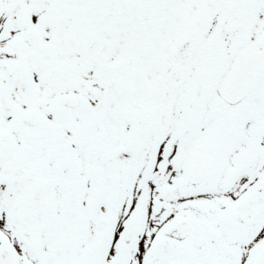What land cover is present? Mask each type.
<instances>
[{"label":"snow or ice","instance_id":"6c2138e0","mask_svg":"<svg viewBox=\"0 0 264 264\" xmlns=\"http://www.w3.org/2000/svg\"><path fill=\"white\" fill-rule=\"evenodd\" d=\"M0 264H264V0H0Z\"/></svg>","mask_w":264,"mask_h":264}]
</instances>
